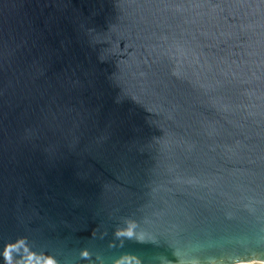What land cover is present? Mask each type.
<instances>
[{
    "label": "water",
    "instance_id": "water-1",
    "mask_svg": "<svg viewBox=\"0 0 264 264\" xmlns=\"http://www.w3.org/2000/svg\"><path fill=\"white\" fill-rule=\"evenodd\" d=\"M0 264H264V0H0Z\"/></svg>",
    "mask_w": 264,
    "mask_h": 264
}]
</instances>
